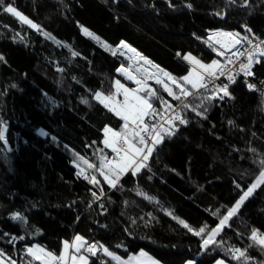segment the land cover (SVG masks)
Masks as SVG:
<instances>
[{
	"label": "trees",
	"instance_id": "obj_1",
	"mask_svg": "<svg viewBox=\"0 0 264 264\" xmlns=\"http://www.w3.org/2000/svg\"><path fill=\"white\" fill-rule=\"evenodd\" d=\"M8 2L43 32L0 8V121L6 141H0V250L5 256L17 264H41L27 255V247L37 244L59 256L63 242L81 235L122 259L143 251L161 264H213L216 259L264 264V249L250 239L252 229L264 234V185L206 252L200 251L201 237L164 211L197 230L204 227L205 235L256 180L264 161V100L244 80L229 85V97L206 101L203 117L181 106L188 123L165 137L148 168L135 177L124 174L116 189H109L96 169L111 156L101 142L103 128L122 132L124 122L93 99L96 91L113 94L116 80L132 87L115 71L127 64L116 53L121 40L179 80L190 69L184 53L205 64L217 58L207 42L209 32H237L242 25L261 31L264 0L247 5L243 0ZM81 25L98 41L84 35ZM253 71L264 81V63ZM152 88L157 93L149 97L153 107L181 102L162 84ZM172 89L180 94L175 85ZM201 98L185 102L195 107ZM79 168L100 183L81 179ZM12 213L22 219H12ZM13 236L24 239L9 243ZM233 247L246 250L245 257L232 259ZM89 264L114 263L99 249L97 256L89 255Z\"/></svg>",
	"mask_w": 264,
	"mask_h": 264
},
{
	"label": "snow or ice",
	"instance_id": "obj_2",
	"mask_svg": "<svg viewBox=\"0 0 264 264\" xmlns=\"http://www.w3.org/2000/svg\"><path fill=\"white\" fill-rule=\"evenodd\" d=\"M243 4L247 5L248 0H243ZM186 7L191 8L192 5L187 4ZM0 8H2L5 13H10L24 24H27L30 28L38 32H43L39 24L34 23L26 15L22 14L16 7L13 6V3L8 2V0H0ZM80 27L82 32L88 34L89 36L94 35L83 25ZM242 27L245 29L246 33L251 32V29H249L246 25H242ZM44 34L49 36L51 39H55L47 33ZM214 35L226 38L223 41L217 40V43L220 45V49L213 46V51L216 52L218 56H223L225 51L235 49L236 46L241 45L242 42L248 45L246 52L232 53V56L237 59H239V57L246 56V62L239 63V72L243 73L245 78L254 75V64L264 63V41L254 44L252 39H250L247 35L241 36L239 32H223L221 30H216ZM212 38V35H210L209 40H212ZM96 39L99 38L96 37ZM106 47L111 46L106 45ZM116 49L121 50V55L131 53V55L128 56L129 61L136 59L142 60L145 64H152L151 60H149L146 56H143L136 50V48L132 47L124 40H121L119 44L116 45ZM123 50H127V53ZM73 55L75 56L77 53L73 52ZM113 55H115V52H113ZM177 55H181V53L178 52ZM183 58L196 65L198 69L202 71L194 73L192 69H189L187 75H184L177 80V78L171 73L159 68L158 65H154V67L159 69L160 73H163L162 77L157 74L156 83L163 85L164 91L168 94V96L181 101L183 109H190L191 111L196 112L197 116L203 117L208 110L207 107H205V102L207 101L208 103H211L215 98L223 99L224 97H229V84L233 83L236 77L231 72H228L226 76L228 83L217 84L216 80L219 79V76L225 75V69L220 65L218 60L213 59L210 64H204L201 59H198L191 53H184ZM0 59L3 58L0 57ZM231 62L232 60H229V63ZM115 71L117 73L124 74L125 77L130 80L134 79V77H132L128 70L123 66L117 67ZM217 73H219V76ZM169 82L174 84L175 87L179 89V95H177V93L169 86ZM136 84L138 87L135 90H132L126 88L119 80H116L113 84V87L116 90L115 94L104 95L101 91H96L93 96V99L102 104L104 108L108 109L109 112L114 113L117 117L124 121V130L122 132L114 131L107 125L103 128L104 139L101 142L106 148H110L115 156L112 160L107 161L106 163L102 158L101 167L96 169V171H99L100 175L103 176V182L108 185L109 189H116L120 182V178L125 173L130 172L131 175L135 177L142 169L149 167L150 157L158 150V146L162 144L165 137H171L176 134L178 125L174 123L175 121H178L179 125H186L188 123V121L183 118L181 113L178 111L165 121L166 126L160 125L157 127L155 122L149 123V121L145 118L148 117L149 120H151L156 114V110L153 109L152 102L149 97H156L157 93L152 88H148L141 80H136ZM185 85H191L192 90L203 88L205 91H208V86L211 85L210 95L203 96L200 100V104L192 107L189 103L181 100V96L186 98L191 94ZM247 86L249 89L255 87V85L251 83H248ZM146 89V94L140 95V93H145ZM121 92L124 96L122 102L115 99V95L120 94ZM220 93H222V95H219ZM161 106L169 109L172 107L167 104L166 101H161ZM200 108H203V111L197 110ZM129 122H131L134 126L130 134L128 131ZM229 123H231V121ZM41 134L44 133L41 132ZM0 141H5V127L3 121H0ZM88 167L92 168L93 165L89 164ZM105 168L107 171L104 170ZM81 175H83L84 179L93 186L100 183L95 175H85L83 170L77 172V176ZM261 185H264V161H261V171L256 180L253 181L246 190H243L242 194L239 195V198L235 201V203L228 208L227 213L220 218V221L215 228H212L211 231L205 235H201L205 232L204 227L197 230L186 223L183 219L176 217L174 213H170L167 209H164V211L165 214L172 215L173 219H175L179 225L185 228L193 236L201 237L200 251L206 252L209 249V246L214 244L215 238L220 233L222 228L228 224L229 220L237 214L241 205H243L244 202L254 194L256 189L261 187ZM237 187H239V185H237ZM137 194L140 195L142 193L138 191ZM103 195H105V193L103 189H101L100 196ZM100 196H98L96 192H92L94 200L99 201ZM101 207L103 208V205H101ZM11 218L22 219L18 213H12ZM132 223L135 224L136 221H132ZM4 235L7 236L8 233H5ZM17 239L23 240L24 237L13 236L9 243H14ZM250 239L264 249V234H259L256 229H252ZM68 247V243L65 242V249ZM71 247L77 254H79L83 249V251L87 252L91 256H97L98 250L102 249L104 256L111 257L112 260L117 262V264H132L131 259L129 261L121 260L119 256L110 251L103 244H99L98 242L91 244L86 243L84 237L81 235H76L74 237V243ZM25 251L27 255L33 259L42 260L43 264H51V260L54 259L52 252H46L37 244H32L30 247H27ZM230 251L232 253V259L239 260L246 255V250L239 248L233 247ZM140 257H147V254L141 251ZM71 259L72 264H89V256L87 255H73ZM0 264H17V262L7 258L4 251L0 250ZM57 264H65L64 250H61ZM137 264H144V262L142 260H137ZM147 264H159V261L153 259L152 257H147ZM185 264H196V262L193 260H187L185 261ZM215 264H225V261L223 259H216Z\"/></svg>",
	"mask_w": 264,
	"mask_h": 264
},
{
	"label": "built area",
	"instance_id": "obj_3",
	"mask_svg": "<svg viewBox=\"0 0 264 264\" xmlns=\"http://www.w3.org/2000/svg\"><path fill=\"white\" fill-rule=\"evenodd\" d=\"M215 32L216 31H211V32L208 33L207 42H208V44H210L212 46H215L217 49H220V45H219V43H217V40L223 41L226 38L215 36L214 35ZM237 32H239L241 34V36L247 35L250 39L253 40L254 44L255 43H259L260 41H264V28L261 31H258V32H255V31L251 30V32L246 33L245 29L241 26L240 30L237 31ZM210 35H212V37H213L212 40H209V36ZM247 47H248V45L246 43L242 42L241 45H237L235 49H229V50L225 51V54L223 56H218L217 55L216 60H218L220 65L225 69V75L219 76V73H217V75L219 76V79L216 80V83L217 84L228 83L226 76H227L228 72H231L236 77L235 81L238 80V79H242V80L245 81L246 86H247L248 83H251V84L255 85L254 88H252V89L248 88V89L250 91L256 93L258 96H260L264 100V81L259 80L258 78H256L255 75L245 78L243 73L239 72V63L240 62H246V56L245 57H239V59L234 58L232 56L233 52H237V53L246 52ZM258 59H259V57H258ZM229 60H232V62L229 63ZM140 62H142V60L139 61L136 64L139 65ZM133 64H135V63H133ZM257 64L258 63L253 65V69H254V67ZM208 87H209L208 91H205V89H203V88L190 90L191 94L188 97H186V98L181 96V100H183L185 102L188 98H190V96L203 97V96L210 95L211 85H209ZM219 95H222V93H220ZM169 105H171V104H169ZM171 106H172L171 109H169L167 107H161V108L153 107V109L156 110L155 116L151 120H149L148 117H146L145 119L148 120L149 123L155 122L157 124V127H159L160 125H165L166 126L165 121H167L170 116L174 115V113L177 112V111L181 113V106H182L181 102L178 103V104H174V105L172 104ZM181 115H182V113H181ZM174 123L178 125L177 129H179L180 127L184 126V125H179L178 121H175ZM129 126L133 130L134 126L131 125L130 123H129ZM114 156H115V154L112 153L110 158L113 159ZM81 179H84V176H81ZM57 262L58 261H54L52 264H57Z\"/></svg>",
	"mask_w": 264,
	"mask_h": 264
},
{
	"label": "rangeland",
	"instance_id": "obj_4",
	"mask_svg": "<svg viewBox=\"0 0 264 264\" xmlns=\"http://www.w3.org/2000/svg\"><path fill=\"white\" fill-rule=\"evenodd\" d=\"M90 32V31H89ZM83 34L84 35H86L87 37H89V38H92V39H94V40H97L98 41V39H96V36L95 35H92V36H89L88 34H86V33H84L83 32ZM102 45H103V47H105V48H108V47H106V44H104V43H102ZM120 51L121 50H118L117 49V54L119 55V56H122L123 58H125L126 59V61H127V64L124 66V68H126L127 70H128V72H129V74L132 76V77H134V79H128V78H126L125 77V75L124 74H122V73H119L120 74V76H122L124 79H125V81L126 82H128L129 84H131L132 85V87H129V86H126V85H124L126 88H129V89H132V90H135L138 86H137V84H136V80H141L144 84H146L147 85V87L148 88H152V85L154 84V83H156V78H157V74L160 76V77H162L163 76V73L162 74H160L153 66H151V64H145L143 61L142 62H140L139 63V65H137L135 62H138V60H136V59H133V61H129V59H128V56H130L131 54H129V53H127V51L126 50H123V51H125L127 54L126 55H121L120 54ZM193 55V54H192ZM199 59V58H198ZM186 61V60H185ZM188 64H189V66H190V69H192V71L195 73V72H200V71H202V70H200V69H198V67L196 66V65H194L193 63H191V62H189V61H186ZM133 63H135V64H133ZM202 63H204V62H202ZM205 64V63H204ZM187 75V74H186ZM181 83H183L182 81H180ZM174 84H171V82H169V86L172 88V86H173ZM163 86V85H162ZM185 87L190 91V89L188 88V87H190L191 88V85H185ZM153 89V88H152ZM178 89V88H177ZM147 90V89H146ZM116 93V90H115V88H114V92H113V94H115ZM140 95H143V93H140ZM115 99L117 100V101H123V99H124V96H123V93L121 92L120 94H116L115 95ZM102 105V104H101ZM130 124H131V122H129ZM132 125V124H131ZM131 129V127L129 126V130ZM132 130V129H131ZM41 132L42 131H39V133L41 134ZM41 135H43V134H41ZM130 138H131V136H130ZM103 139H104V134H103ZM104 145V144H103ZM107 149H109L110 150V152H111V155H112V151H111V149L110 148H107ZM110 160H112L111 158L109 159V161ZM78 171H81V169L79 168L78 169ZM126 174V173H125ZM242 206V205H241ZM241 208V207H240ZM239 211V210H238ZM257 246H259V247H261L259 244H257V243H255ZM262 248V247H261ZM226 264V263H225Z\"/></svg>",
	"mask_w": 264,
	"mask_h": 264
},
{
	"label": "crops",
	"instance_id": "obj_5",
	"mask_svg": "<svg viewBox=\"0 0 264 264\" xmlns=\"http://www.w3.org/2000/svg\"><path fill=\"white\" fill-rule=\"evenodd\" d=\"M211 63V62H210ZM210 63H208V64H210ZM68 243V245H69V247L68 248H66L65 249V242H63V244H62V248H61V250H64L65 251V264H72V256L73 255H87V256H89L88 255V253L87 252H85V251H83V249L81 250V252L79 253V254H77L76 252H75V250L71 247V245L74 243V237L72 238V240L70 241V242H67ZM46 251V250H45ZM46 252H48V251H46ZM61 252V251H60ZM102 253H103V250H102ZM140 253H141V251L140 252H138V253H136V254H133V255H130L129 257H127L126 259H122L121 258V260H123V261H129L130 259H131V262H132V264H137V260H142L143 262H144V264H147V257H151V256H149L147 253V257H140ZM145 253V252H144ZM60 255V254H59ZM53 257H54V259H52L51 260V264L54 262V261H58V259H59V256H55V255H53ZM107 257V256H106ZM108 259H110L114 264H117V262L116 261H114V260H112V258L111 257H107ZM37 261H39L41 264H43V262H42V260H37ZM226 263V262H225ZM159 264H161V263H159ZM213 264H215V262L213 263ZM226 264H228V263H226Z\"/></svg>",
	"mask_w": 264,
	"mask_h": 264
},
{
	"label": "bare ground",
	"instance_id": "obj_6",
	"mask_svg": "<svg viewBox=\"0 0 264 264\" xmlns=\"http://www.w3.org/2000/svg\"><path fill=\"white\" fill-rule=\"evenodd\" d=\"M126 51H127V50H126ZM129 54H131V53H129ZM132 61H133V60H132ZM139 61H141V60H138V62H139ZM133 62H134V61H133ZM138 62H135V63H138Z\"/></svg>",
	"mask_w": 264,
	"mask_h": 264
}]
</instances>
